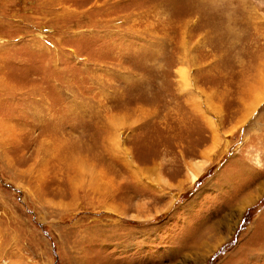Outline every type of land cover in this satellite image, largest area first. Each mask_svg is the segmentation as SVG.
Returning a JSON list of instances; mask_svg holds the SVG:
<instances>
[{
  "label": "rangeland",
  "instance_id": "rangeland-1",
  "mask_svg": "<svg viewBox=\"0 0 264 264\" xmlns=\"http://www.w3.org/2000/svg\"><path fill=\"white\" fill-rule=\"evenodd\" d=\"M0 264H264V0H0Z\"/></svg>",
  "mask_w": 264,
  "mask_h": 264
},
{
  "label": "bare ground",
  "instance_id": "bare-ground-1",
  "mask_svg": "<svg viewBox=\"0 0 264 264\" xmlns=\"http://www.w3.org/2000/svg\"><path fill=\"white\" fill-rule=\"evenodd\" d=\"M183 72H184V71H183ZM183 75H184V74H183ZM196 174H197V173H193V174H192V179H194V178L196 177Z\"/></svg>",
  "mask_w": 264,
  "mask_h": 264
}]
</instances>
